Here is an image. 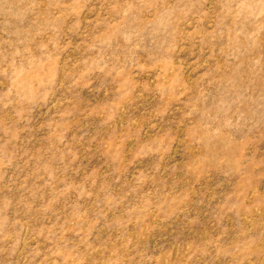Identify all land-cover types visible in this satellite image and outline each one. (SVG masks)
<instances>
[{"label":"rangeland","instance_id":"374dc122","mask_svg":"<svg viewBox=\"0 0 264 264\" xmlns=\"http://www.w3.org/2000/svg\"><path fill=\"white\" fill-rule=\"evenodd\" d=\"M0 264H264V0H0Z\"/></svg>","mask_w":264,"mask_h":264}]
</instances>
